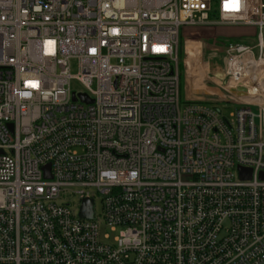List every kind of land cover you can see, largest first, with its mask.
Masks as SVG:
<instances>
[{
    "label": "built area",
    "instance_id": "1",
    "mask_svg": "<svg viewBox=\"0 0 264 264\" xmlns=\"http://www.w3.org/2000/svg\"><path fill=\"white\" fill-rule=\"evenodd\" d=\"M215 23L256 27L206 91L229 116L180 99V37ZM260 173L264 0H0V264H264Z\"/></svg>",
    "mask_w": 264,
    "mask_h": 264
},
{
    "label": "rangeland",
    "instance_id": "2",
    "mask_svg": "<svg viewBox=\"0 0 264 264\" xmlns=\"http://www.w3.org/2000/svg\"><path fill=\"white\" fill-rule=\"evenodd\" d=\"M216 18V15H212L210 16V21H216ZM239 26L245 25L215 23L212 27H188L185 29L179 42V47L182 51V57L179 54L181 100H184L186 97L194 98L202 96L204 100L211 101L215 104L223 115L229 116L231 110H233V106L227 103H221V97L218 95L209 96L206 94V91H216V93L219 94L221 92V90L211 82V78L213 74L222 71L224 67V58L226 60L227 55L225 47L227 44L234 42V39H238L245 43L251 42V39L255 41L254 35L250 38H233L230 36L232 30ZM207 29L209 30V36L207 34ZM254 55H258L256 49H254ZM75 71V66L73 64L71 72L74 73ZM71 86L75 90L82 89V86L76 80L71 82ZM197 87L198 89H196ZM86 189L87 188H72L65 192L62 197L66 201L71 202L72 207H74L79 195L75 191ZM95 214L96 218L99 219L100 238L104 241L112 240L116 233L115 231L109 230L101 221V203L99 199H95ZM106 233L108 234V238H104Z\"/></svg>",
    "mask_w": 264,
    "mask_h": 264
},
{
    "label": "water",
    "instance_id": "3",
    "mask_svg": "<svg viewBox=\"0 0 264 264\" xmlns=\"http://www.w3.org/2000/svg\"><path fill=\"white\" fill-rule=\"evenodd\" d=\"M238 91H244L242 87L237 88ZM82 100L90 102L85 95H81ZM74 99V98H73ZM238 176L241 179H249L251 177V170L249 168L238 167ZM44 177L50 178L49 164L43 166ZM259 178L264 179V173L259 174ZM78 216L82 218L91 219L93 217V201L90 198H83L82 204L79 208Z\"/></svg>",
    "mask_w": 264,
    "mask_h": 264
},
{
    "label": "crops",
    "instance_id": "4",
    "mask_svg": "<svg viewBox=\"0 0 264 264\" xmlns=\"http://www.w3.org/2000/svg\"><path fill=\"white\" fill-rule=\"evenodd\" d=\"M207 34L208 36L210 35L209 34V30L207 29ZM252 35H256V27L254 26H251V25H245V26H239L237 28H234L230 34V36H232L233 38H246V37H251ZM238 39H234L233 41L237 42V43H242V44H245V45H254L255 41L254 39H251V42L249 43H245L243 41H240Z\"/></svg>",
    "mask_w": 264,
    "mask_h": 264
},
{
    "label": "trees",
    "instance_id": "5",
    "mask_svg": "<svg viewBox=\"0 0 264 264\" xmlns=\"http://www.w3.org/2000/svg\"><path fill=\"white\" fill-rule=\"evenodd\" d=\"M179 54L182 57V51L180 50V47H179Z\"/></svg>",
    "mask_w": 264,
    "mask_h": 264
},
{
    "label": "bare ground",
    "instance_id": "6",
    "mask_svg": "<svg viewBox=\"0 0 264 264\" xmlns=\"http://www.w3.org/2000/svg\"><path fill=\"white\" fill-rule=\"evenodd\" d=\"M249 61V60H248ZM249 63H251V62H249ZM258 63V62H257ZM257 63H256V65H257ZM259 64V63H258ZM253 68V67H252ZM204 72H205V70H204ZM196 89H198V87L196 88ZM245 98H247V97H245Z\"/></svg>",
    "mask_w": 264,
    "mask_h": 264
}]
</instances>
